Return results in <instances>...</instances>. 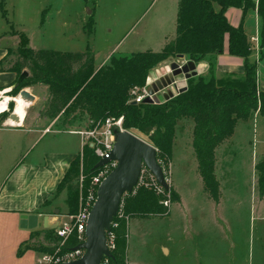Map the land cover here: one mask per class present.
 <instances>
[{
  "label": "rangeland",
  "instance_id": "1",
  "mask_svg": "<svg viewBox=\"0 0 264 264\" xmlns=\"http://www.w3.org/2000/svg\"><path fill=\"white\" fill-rule=\"evenodd\" d=\"M178 3L179 0H0V36L5 33L12 35L10 45L16 43L12 49L14 51L22 45L16 34L18 31L26 34L29 46L34 49L62 52H84L89 49L95 54L97 65L109 56L104 63L106 64L113 55L160 52L175 37ZM251 14L250 12L249 16ZM91 21L93 25L89 24ZM250 42L254 50L255 46ZM260 52V63H255L258 87L262 90L264 49ZM16 56L14 53L9 59H16ZM211 59L208 60L212 63V68L209 67L202 74L207 80L216 78L212 74L217 76L216 63ZM157 68L159 66L152 73ZM243 75L237 74L235 79L232 76L226 78L237 80L243 78ZM198 76L197 72H190L184 78L188 82L190 78ZM15 86L16 84L11 91H15ZM22 90L32 99L26 117L37 118L36 125L50 128L54 132L49 133L33 152L59 149L64 145L59 140L65 141L71 149L80 148L81 136L70 131L90 130L94 121L87 114L82 120H75L72 124H65L61 116L51 119L45 116L51 98L48 86L36 84ZM10 92L4 96L19 97L20 92L17 95ZM152 99L166 101L160 95ZM11 111L8 112L10 115ZM120 118L122 116L114 120ZM5 120L0 116V125ZM123 129L155 146L141 130L126 129L124 121ZM193 129L194 122L191 118L178 121L171 157L155 146L170 191L175 193L178 201L173 202L176 198L170 191L159 190L155 177L145 166L134 192L123 197L122 204L128 217L126 264H264V202L257 201L261 196L256 172V165L264 156L256 162L257 155L264 152V116L255 113L248 120H240L233 136L217 149L215 174L220 183V203L212 199L200 177L192 145ZM21 159L23 160L21 157H14L11 165L3 167L5 163L0 158V185ZM28 160L26 158L25 162ZM75 174V183L80 182L82 175L86 180L91 177L82 165L80 172ZM141 188L153 191L160 197L158 204L167 208L168 213L147 218H130L126 214L127 200ZM63 193L66 198L61 197ZM66 200L67 191L63 190L44 209L45 213L57 221L60 215L68 213ZM165 201H169L168 205ZM56 210L60 212L56 213ZM0 229H4L0 230V264L15 263L17 257L24 256L21 246L25 241H20L16 246L17 241L23 237V230L15 222H8ZM42 230L32 234L30 245L45 251L47 247L53 248L56 240L53 239L55 233L48 238L49 229ZM166 249H170V254H167ZM34 258L35 255L32 254L28 260L34 261ZM201 259L209 262H199Z\"/></svg>",
  "mask_w": 264,
  "mask_h": 264
},
{
  "label": "trees",
  "instance_id": "2",
  "mask_svg": "<svg viewBox=\"0 0 264 264\" xmlns=\"http://www.w3.org/2000/svg\"><path fill=\"white\" fill-rule=\"evenodd\" d=\"M231 7L242 9L244 15L250 9H257L263 22L264 36V0L258 3L253 0H179L175 37L160 52L113 55L96 70L95 57L89 49L84 52L34 49L29 46L26 34L16 31L22 45L15 51L10 49L6 58L0 60V72L12 71L19 77L24 70H29L28 78L10 92L13 95L19 94L24 87L48 86L51 98L45 116L51 119L61 116L65 124L82 120L85 114L94 123L122 116L126 129L141 130L162 153L170 157L178 121L191 118L194 122L192 145L199 174L210 196L218 203L221 192L215 174L217 148L233 136L240 120H248L258 112L264 116V90L258 87L257 64L250 61L253 48L244 31L243 20L238 27L229 22L226 13ZM89 24L93 25V21ZM226 36L229 54L243 59V78L229 80L212 74L216 78L207 80L199 75L188 80L185 92L168 101L140 104L130 101L133 87L146 85L154 68L176 60L179 54L195 63L208 61L212 68L208 59L217 62V56L224 53ZM14 53L16 59H9ZM4 63H7L6 67H3ZM13 109L14 103L11 102L10 110ZM77 111L79 114H75ZM9 115L5 113L2 117L7 119ZM97 162L93 149L85 146L59 184L57 194L67 191L68 213H77L80 206L79 183L73 180L75 172L78 174L82 165L92 176L98 171L95 169ZM256 172L262 197L264 156L256 165ZM89 182L88 178L84 191ZM171 194L176 198L173 202L178 201L173 191ZM158 200L160 197L153 191L141 188L128 198L126 214L130 218L167 214L168 209L160 206ZM54 232L49 229L48 238L53 237ZM127 236L126 221L122 220L116 229V248L110 264H126ZM53 239L56 240L55 246L58 245V238L54 235ZM77 245V238L73 236L63 250ZM31 247L27 244L21 253ZM46 251L53 252L54 248L47 247Z\"/></svg>",
  "mask_w": 264,
  "mask_h": 264
},
{
  "label": "crops",
  "instance_id": "3",
  "mask_svg": "<svg viewBox=\"0 0 264 264\" xmlns=\"http://www.w3.org/2000/svg\"><path fill=\"white\" fill-rule=\"evenodd\" d=\"M253 1H257L256 3H258V0ZM177 12L175 16V23L177 20ZM250 12L252 14L249 16ZM226 16L229 22L235 27H238L243 20L244 31L249 40L252 41V44L255 46V49L250 55V61L252 63H260V51L264 49V36H262V19L258 14V11L256 9H250L244 15L242 9L231 7L228 9ZM251 23L254 24L252 25ZM253 38L255 39L253 40ZM12 39L13 38L10 33H5L0 36V60L6 58L8 51L14 48V44L16 43H13L12 46L10 45ZM88 48L90 47L88 46ZM108 57L99 65L96 64L95 59V68L99 69L106 62ZM187 60L188 58L185 56V61ZM216 61V75L218 78L231 76L236 77L237 74H244L243 59L231 56L228 52V36H226L225 39L224 53L218 55ZM196 64L198 67L200 66L201 69H204L203 72L201 74L198 73V75H202L207 72L209 68L208 61H202ZM6 65L7 63H4L3 67H6ZM191 73L196 74V72ZM17 80L18 75L15 72H0V90L12 88L16 84ZM261 88L264 90V87L261 86ZM36 122L37 118L33 116L28 118L25 115L22 126H13L11 124H6L5 122L0 125V158L2 157L3 162L5 163L3 164V167L9 166V164L11 165L14 161V157L16 158L18 156V158H23V160L21 159L15 168L5 177V180L0 185V227L3 228L8 222H15L17 227L23 230V237L16 243L17 246L20 241L24 240L25 242L22 243L23 245L21 244V248H24L27 244L30 245L32 234L34 232L41 231L42 229H48L44 228L43 220L45 216H48L44 209L49 207L52 200L57 196V188L59 184L68 172L71 163L80 155L83 149L82 137H80V148L75 147L71 149L66 145L65 141L59 140L61 144H64L59 149L34 153L33 151L35 147L44 138H46L49 133H54L51 131L46 132L47 127L36 125ZM262 155H264V152L260 154V156L257 155L256 162ZM24 156L29 158L27 162H25L26 158L24 159ZM63 196L66 198L64 193L61 194V197ZM220 201H222L221 194L218 203H220ZM257 201H259V203L264 202V196L258 197ZM46 202L48 203L46 204ZM23 214L37 215L39 218L38 226L33 229L29 227L24 228L21 225V218ZM49 219L50 223L55 222L50 217ZM0 230L3 231L4 229ZM166 250L168 252L167 254H170V249ZM45 251H41L36 246H33L30 249L25 250L22 253L24 256L20 258L17 257L16 262L12 264H38L39 255ZM32 254L35 255L34 261L28 260ZM126 262H128L127 258ZM199 262L209 261H203L201 259Z\"/></svg>",
  "mask_w": 264,
  "mask_h": 264
},
{
  "label": "water",
  "instance_id": "4",
  "mask_svg": "<svg viewBox=\"0 0 264 264\" xmlns=\"http://www.w3.org/2000/svg\"><path fill=\"white\" fill-rule=\"evenodd\" d=\"M203 70L194 61H185V55L179 54L176 60L159 66L148 77L146 86L150 96L145 102L158 103L159 101L152 99L156 95H160L168 101L185 92L188 85L184 76L195 71L201 74ZM28 76L29 72L24 70L16 85L22 83ZM133 103L136 104L135 101ZM13 117L11 114L10 118ZM114 133V149L108 157L97 162L95 169L113 161H117V167L107 176L98 189V198L88 220L87 240L74 248L85 249L86 252L82 258L64 264H100L104 256L113 258V253L107 247L106 231L110 229L111 223L118 213L123 196L133 192L139 184L144 166L166 191L170 190L164 170L158 161L157 148L130 131L115 129ZM59 212L56 210V213ZM21 219V225L24 228L33 229L38 226L39 218L37 215L23 214ZM43 222L44 228L55 230L58 226V220L50 223L49 216H45Z\"/></svg>",
  "mask_w": 264,
  "mask_h": 264
},
{
  "label": "built area",
  "instance_id": "5",
  "mask_svg": "<svg viewBox=\"0 0 264 264\" xmlns=\"http://www.w3.org/2000/svg\"><path fill=\"white\" fill-rule=\"evenodd\" d=\"M254 39L255 38H253V40ZM7 94H8V91L4 92V95H7ZM4 95L0 96V100H3L4 97H11V96H4ZM149 96L150 95L147 91L146 85L142 87H138V86L133 87L130 91V101L132 102L135 101L136 104L145 102ZM12 101H14V99H10L8 101L7 110L0 113V116L10 111V103ZM8 118H10V116ZM123 121H124L123 117L120 118L119 120H114V118H107L104 121H99V122L94 123L92 127L90 128V130L70 131V132L79 134L82 137L83 148L85 146L91 147L95 155L98 157V162H99V160L105 157H108L111 151L114 149L115 129H118L120 131H125V129H123ZM50 131H51L50 128L46 129V132H50ZM82 152H83V149H82ZM117 164H118L117 161H113V162H110L104 165L103 167L98 168V171L94 175L91 176L90 182H89L88 187L86 188V191H84L86 177L84 175L80 177L79 211L74 214L66 213V214H62L59 216L60 219H58V226L54 232L55 236L59 240L58 241L59 243L58 245L53 247L54 248L53 252H50V251L43 252L38 259V264H64V263L76 261L84 256L86 252L85 249H74L76 246L68 250H63V249L66 247L69 240L73 236L77 238L78 245L87 240L86 230H87L88 220H89L90 212L98 198L97 196L98 189L100 185L102 184V182L107 178V176L117 167ZM142 173H143V169H142ZM157 184L159 185V190L163 191L164 187H162L158 182ZM165 202L168 205L169 201H165ZM122 203H123V199L120 204L118 213L116 217L114 218L113 222L111 223L110 229L106 231L107 247L112 253H113V250H115L116 248V229L120 226L122 220H125V221L128 220V217L125 215L124 205ZM110 259L111 258L104 256L100 264H110Z\"/></svg>",
  "mask_w": 264,
  "mask_h": 264
},
{
  "label": "clouds",
  "instance_id": "6",
  "mask_svg": "<svg viewBox=\"0 0 264 264\" xmlns=\"http://www.w3.org/2000/svg\"><path fill=\"white\" fill-rule=\"evenodd\" d=\"M7 91H11V88H7V89H4L3 91H0V96H3L4 92H7ZM10 99H16L17 100L18 107L14 109V114L18 115L20 120H19V124H17L16 121L11 120V119L5 121V123L11 124L13 126H22L24 117L26 115V113L24 111L25 102L22 99L13 98V97H4L3 100H0V113L7 110V103Z\"/></svg>",
  "mask_w": 264,
  "mask_h": 264
},
{
  "label": "bare ground",
  "instance_id": "7",
  "mask_svg": "<svg viewBox=\"0 0 264 264\" xmlns=\"http://www.w3.org/2000/svg\"><path fill=\"white\" fill-rule=\"evenodd\" d=\"M18 98L22 99L25 102L24 111L26 113L28 106H30L31 103H32V99L28 96V94H27V92L25 90L21 91V93L19 94ZM14 100L16 101V107L15 108H17L18 107L17 100L16 99H14ZM12 114H13L14 117L13 118H9V119L14 120V121L17 122V124H19V120H20L19 116L14 114V111L12 112Z\"/></svg>",
  "mask_w": 264,
  "mask_h": 264
}]
</instances>
